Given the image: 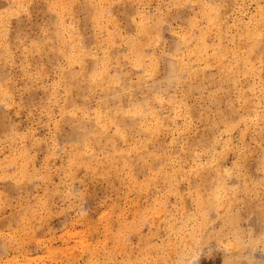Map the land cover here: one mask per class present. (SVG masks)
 Masks as SVG:
<instances>
[{
  "label": "rangeland",
  "instance_id": "obj_1",
  "mask_svg": "<svg viewBox=\"0 0 264 264\" xmlns=\"http://www.w3.org/2000/svg\"><path fill=\"white\" fill-rule=\"evenodd\" d=\"M0 95V264L264 258V0H0Z\"/></svg>",
  "mask_w": 264,
  "mask_h": 264
},
{
  "label": "bare ground",
  "instance_id": "obj_2",
  "mask_svg": "<svg viewBox=\"0 0 264 264\" xmlns=\"http://www.w3.org/2000/svg\"><path fill=\"white\" fill-rule=\"evenodd\" d=\"M212 13V12H211ZM211 17V16H210ZM210 19H212V18H210ZM241 24V23H240ZM259 24V23H258ZM257 25V24H256ZM259 26H260V24H259ZM207 33V32H206ZM262 39V38H261ZM261 43V42H260ZM257 45H259L258 43H257ZM142 48V47H141ZM138 51L140 50L141 51V49H140V47H138V49H137ZM144 51V50H143ZM259 49H258V47H257V49L256 50H254V52H253V56H256V55H258L259 54ZM219 52V51H218ZM134 53V52H133ZM143 53V52H142ZM250 53V52H249ZM143 55V54H142ZM210 58V57H209ZM140 59V58H139ZM142 59V58H141ZM146 59V58H145ZM252 59H254V58H252ZM154 60V59H153ZM148 61V60H147ZM146 61V62H147ZM137 62H138V60H137ZM142 62V61H141ZM153 63V62H152ZM138 64H141L140 63V60H139V63ZM148 64V63H147ZM150 65H151V62H150ZM147 66V65H146ZM154 66V65H153ZM255 67V66H254ZM151 68V67H150ZM153 68V67H152ZM157 68V67H156ZM145 69H146V67H145ZM187 69V68H186ZM137 70H139V69H137ZM187 71V70H186ZM106 72V71H105ZM100 73H98V74H96L95 76H98ZM104 74V73H103ZM104 76V75H103ZM117 76V75H116ZM99 77V76H98ZM121 77V76H120ZM104 78V77H103ZM117 78H119V76L117 77ZM120 79V78H119ZM106 80V79H105ZM109 85V84H108ZM110 85H112V84H110ZM117 86V85H116ZM108 87V86H107ZM132 87H134V86H132ZM77 88V87H76ZM118 88V87H117ZM73 89V88H72ZM115 89V88H114ZM109 90V89H108ZM117 90V89H116ZM1 96V95H0ZM1 101V100H0ZM142 111V110H141ZM140 111V112H141ZM0 114H2V113H0ZM4 116V115H3ZM3 119V118H2ZM123 120V119H122ZM123 122V121H122ZM122 125V124H121ZM150 129V128H149ZM127 134V133H126ZM218 165V164H217ZM200 172V171H199ZM233 181V180H232ZM173 183V182H172ZM232 184V183H231ZM217 193H219V192H217ZM214 195V194H213ZM219 197V196H218ZM258 198V197H257ZM247 199V198H246ZM217 200V199H216ZM215 201V200H214ZM201 202V201H200ZM207 202V201H206ZM213 202V201H212ZM211 202V203H212ZM227 202H228V200H227ZM203 203H205V202H203ZM208 203V202H207ZM226 203V202H225ZM229 203V202H228ZM201 205H204V204H200V206ZM232 205V204H231ZM226 206H227V204H226ZM230 206V205H229ZM206 208V207H205ZM204 208V209H205ZM200 210H201V208H200ZM225 210V209H224ZM235 213V212H234ZM233 213V215H229L228 216V221H230L231 223H237L238 221H239V218H240V214L239 215H236V214H234ZM237 213V212H236ZM208 214H210V212L208 213ZM207 214V215H208ZM201 215H202V212H201ZM206 215V214H205ZM207 215H206V219H207ZM226 215H227V213H226ZM209 217V216H208ZM212 218V217H211ZM208 220V219H207ZM203 224V223H202ZM206 224V223H205ZM199 225V224H198ZM232 225V224H231ZM230 226V225H229ZM237 226V225H236ZM197 233V232H196ZM196 236H195V233H194V237L193 238H195ZM214 240V239H213ZM235 241H238L237 239L235 240ZM234 243V242H233ZM253 243H255V242H253ZM251 244V245H254V244ZM204 245V244H203ZM193 246V245H192ZM255 246H256V244H255ZM234 247H236L237 249H242L243 250V247H244V245H243V243H241V242H238V243H236L235 244V246ZM252 247H254V246H252ZM251 247V248H252ZM209 248V247H208ZM236 249V250H237ZM235 249H234V251H236ZM228 251V250H227ZM233 251V252H234ZM236 254V253H235ZM234 254V255H235ZM251 255H253V254H251ZM254 256V255H253ZM197 257V256H196ZM248 257V256H247ZM255 258V257H254ZM254 258L251 256V257H249V259H248V263H252V264H264V258L263 259H261V260H257L255 263H253L252 262V260H254ZM249 260H251V261H249ZM190 261V260H189ZM185 264V263H184ZM187 264V263H186Z\"/></svg>",
  "mask_w": 264,
  "mask_h": 264
}]
</instances>
